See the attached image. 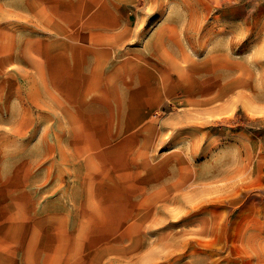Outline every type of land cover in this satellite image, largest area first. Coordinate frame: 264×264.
Wrapping results in <instances>:
<instances>
[{
    "label": "rangeland",
    "instance_id": "obj_1",
    "mask_svg": "<svg viewBox=\"0 0 264 264\" xmlns=\"http://www.w3.org/2000/svg\"><path fill=\"white\" fill-rule=\"evenodd\" d=\"M65 1L0 0V210L20 220L0 264H264V0H127L163 92L117 140L72 143L56 109L92 95L39 73Z\"/></svg>",
    "mask_w": 264,
    "mask_h": 264
},
{
    "label": "crops",
    "instance_id": "obj_2",
    "mask_svg": "<svg viewBox=\"0 0 264 264\" xmlns=\"http://www.w3.org/2000/svg\"><path fill=\"white\" fill-rule=\"evenodd\" d=\"M90 2L88 9L85 3L83 6L74 7L75 3L72 1L63 2L65 5L54 13L55 39L53 43L48 44L53 47L52 53L44 54V59L39 61L42 66L39 73L53 78L54 92L63 96L61 100L67 99L65 95H92L86 99L91 102V110L87 107L71 106L56 109V127H85V132L78 135L70 128L62 133L60 140L69 143L117 140L118 126L133 127L142 124L140 120L131 117L125 121L127 107L133 110L147 107V103L156 101L150 100V95L154 94L156 97L163 92L161 84L158 83V75L149 65L151 56L154 55L150 47L152 37H148L144 44H141L138 22H131L129 19L130 2ZM124 8L126 10H123ZM126 100L128 106L122 104ZM27 123L29 124L30 120ZM22 124H25L24 118ZM104 126L113 127L114 130L109 129L104 137H101L97 127ZM39 154L41 158L46 156L45 153ZM21 156L27 158L23 152ZM28 165V160L22 161V174L29 173ZM17 183L11 181L1 184L5 185V189H15L19 186L26 188L28 184L24 181L21 185H16ZM3 209L0 210V253L13 254L15 221L20 220L19 217H7ZM24 219L22 217L21 221Z\"/></svg>",
    "mask_w": 264,
    "mask_h": 264
}]
</instances>
